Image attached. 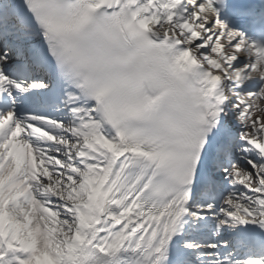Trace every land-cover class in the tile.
I'll return each mask as SVG.
<instances>
[{"label":"snow or ice","instance_id":"obj_1","mask_svg":"<svg viewBox=\"0 0 264 264\" xmlns=\"http://www.w3.org/2000/svg\"><path fill=\"white\" fill-rule=\"evenodd\" d=\"M0 264H264V0H0Z\"/></svg>","mask_w":264,"mask_h":264}]
</instances>
